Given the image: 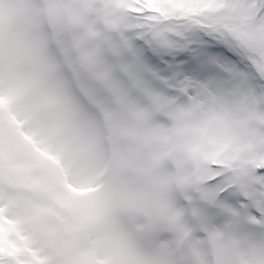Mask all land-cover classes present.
Segmentation results:
<instances>
[{
	"label": "snow or ice",
	"instance_id": "obj_1",
	"mask_svg": "<svg viewBox=\"0 0 264 264\" xmlns=\"http://www.w3.org/2000/svg\"><path fill=\"white\" fill-rule=\"evenodd\" d=\"M78 10L124 104L101 166L123 158L130 130L144 148L142 174L127 181L148 188L147 203L129 202L107 239L94 238L106 253L90 264H264V0H82ZM52 40L67 43L55 31ZM111 190L97 194L98 212ZM52 195L62 207L78 199ZM47 231L41 211L0 199V264H55Z\"/></svg>",
	"mask_w": 264,
	"mask_h": 264
},
{
	"label": "rangeland",
	"instance_id": "obj_2",
	"mask_svg": "<svg viewBox=\"0 0 264 264\" xmlns=\"http://www.w3.org/2000/svg\"><path fill=\"white\" fill-rule=\"evenodd\" d=\"M81 2L0 0V199L15 205L20 213H43L50 231L42 235V246L55 264H90L106 253L94 238L107 239L110 218L133 200L147 203V186L127 181L129 175L142 174L139 138L122 130L123 158L113 167L109 154L106 172H99L104 156L95 123L67 93L52 61L51 54L74 73L83 91L105 113L106 130L119 126L123 100L96 56L88 51V37L81 35ZM54 31L66 38L65 46H54ZM75 41L86 66L96 76L106 77L105 89L115 98L112 108L102 96L82 86V79L89 78L106 94L96 76L78 60ZM8 170L18 179L12 181ZM57 174L58 181L45 183ZM100 181L111 183L112 190L98 212L95 198L104 188ZM56 188L74 191L76 205L59 206L52 195Z\"/></svg>",
	"mask_w": 264,
	"mask_h": 264
}]
</instances>
